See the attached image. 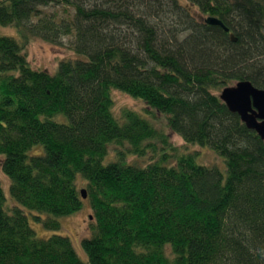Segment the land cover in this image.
Returning a JSON list of instances; mask_svg holds the SVG:
<instances>
[{"label":"trees","instance_id":"16d2710c","mask_svg":"<svg viewBox=\"0 0 264 264\" xmlns=\"http://www.w3.org/2000/svg\"><path fill=\"white\" fill-rule=\"evenodd\" d=\"M0 26L18 34H0V166L15 201L5 207L0 186V264H264V140L216 92L264 89V0H0ZM68 36L84 57L55 73L30 65L31 39ZM112 89L213 149L225 172L136 110L115 117ZM85 200L86 261L69 236L38 237L25 213L56 231Z\"/></svg>","mask_w":264,"mask_h":264},{"label":"rangeland","instance_id":"374dc122","mask_svg":"<svg viewBox=\"0 0 264 264\" xmlns=\"http://www.w3.org/2000/svg\"><path fill=\"white\" fill-rule=\"evenodd\" d=\"M181 4L184 3L185 0H180ZM46 11H57V15H63L61 12V9H53L51 7H48L45 9ZM0 34L1 35H9L13 38H18L17 30L16 28L12 26H0ZM71 37H64L58 46L52 45L50 43H46L44 40L40 38L31 39L26 47H25V53L27 56V59L29 60L30 65L35 69H43L47 70L51 73H55L57 71L58 62L63 59H75L79 57L84 56H77L74 51L71 49L70 41ZM223 88V87H221ZM221 88L216 91L219 93ZM110 97H112L113 100V115L115 117L119 118L121 115L122 110L124 108H130L132 110H136L142 117H146L150 120L153 126H158L160 130L167 133L169 136L170 141L177 146L178 150L181 151H196V162L198 164H205V165H216L221 171L225 172L226 165H224L223 158L217 155L213 149L202 146V145H196L192 143H185L181 136L174 134L171 132L166 126V117L163 114L156 113L155 117L149 116V113L146 111V106L143 103V101L136 97H131L127 95L124 92H121L117 89H112L110 91ZM55 119L57 121L65 120V117L63 115L56 116ZM66 121V120H65ZM37 148L41 151V146H37ZM29 154V153H28ZM114 156L110 154V151L103 159L104 163L108 162L109 160L113 159ZM130 157V156H129ZM4 158L3 154H0V162L1 159ZM143 163L148 162L149 158L144 157ZM141 160V159H140ZM169 162H174V158L170 159ZM142 164V163H140ZM9 178L6 176L0 166V186L3 189L5 200V207H11L13 204H15V201L12 197H10L9 194ZM79 189L84 188L83 180L81 179V175L77 176L76 181ZM83 206L74 214L68 215L66 217H59V226L60 228L56 231L45 229L41 223L36 221L32 215H34L30 211H25L30 226L34 229L35 234L38 237L46 238L47 236H50L51 234H61L65 236H69L71 239V242L73 246L75 247L77 256L80 257L83 261L87 260V256H85V253L82 249V246H80V240L83 237H88L91 234V230L89 227V221H91L93 218H90L89 216L91 214V208L90 203L88 201H84ZM42 218H45L47 214H42Z\"/></svg>","mask_w":264,"mask_h":264},{"label":"water","instance_id":"95a60500","mask_svg":"<svg viewBox=\"0 0 264 264\" xmlns=\"http://www.w3.org/2000/svg\"><path fill=\"white\" fill-rule=\"evenodd\" d=\"M204 22L209 25H218L224 30L221 20L217 17L206 16ZM219 98L224 102L231 112L237 113L240 120L246 127L253 129L261 140H264V89L255 87L249 80H238V82L224 86L220 90ZM82 198L85 199L87 193L85 189H80ZM92 216L90 215V218Z\"/></svg>","mask_w":264,"mask_h":264},{"label":"bare ground","instance_id":"6f19581e","mask_svg":"<svg viewBox=\"0 0 264 264\" xmlns=\"http://www.w3.org/2000/svg\"><path fill=\"white\" fill-rule=\"evenodd\" d=\"M180 1V0H179ZM180 3H181V1H180ZM219 94H220V91H219V93H218V96H219ZM222 101V100H221ZM249 129V128H248ZM251 130V129H250ZM253 130V129H252ZM257 133V132H256Z\"/></svg>","mask_w":264,"mask_h":264}]
</instances>
